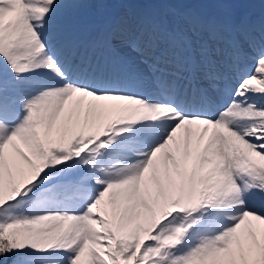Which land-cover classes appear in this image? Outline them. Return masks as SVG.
I'll return each mask as SVG.
<instances>
[{"label":"snow or ice","instance_id":"snow-or-ice-1","mask_svg":"<svg viewBox=\"0 0 264 264\" xmlns=\"http://www.w3.org/2000/svg\"><path fill=\"white\" fill-rule=\"evenodd\" d=\"M0 264H264V0H0Z\"/></svg>","mask_w":264,"mask_h":264}]
</instances>
